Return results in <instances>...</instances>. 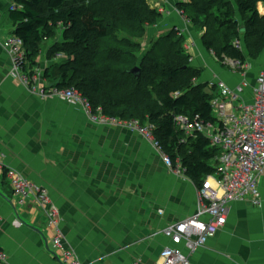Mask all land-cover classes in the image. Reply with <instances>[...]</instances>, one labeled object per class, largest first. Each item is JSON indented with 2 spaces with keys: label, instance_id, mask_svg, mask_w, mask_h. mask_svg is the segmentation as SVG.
Listing matches in <instances>:
<instances>
[{
  "label": "crops",
  "instance_id": "crops-1",
  "mask_svg": "<svg viewBox=\"0 0 264 264\" xmlns=\"http://www.w3.org/2000/svg\"><path fill=\"white\" fill-rule=\"evenodd\" d=\"M183 1L148 0L164 15L161 23L148 27V38L175 29L192 66L200 71L197 83L207 84L214 93L217 89L210 84L217 81L233 90L247 83L241 95L251 102L264 69V51L248 59L242 73L224 67L205 48L204 32L180 13ZM14 4L17 0H0V158L48 189L59 209L66 246L82 264H159L170 244L163 229L197 212L198 186L184 170L177 174L170 169L137 131L100 126L81 105L58 96L42 97L13 76L4 43L15 36ZM258 10L264 15V2L258 3ZM62 41L60 27L44 42L37 59L45 85H50L45 70L66 58L60 54L50 60L47 51ZM259 189L261 205L234 202L226 225L190 254V264H264V176ZM0 215L6 264H60L50 248L53 232L44 212L30 198L20 205L3 173Z\"/></svg>",
  "mask_w": 264,
  "mask_h": 264
},
{
  "label": "trees",
  "instance_id": "trees-1",
  "mask_svg": "<svg viewBox=\"0 0 264 264\" xmlns=\"http://www.w3.org/2000/svg\"><path fill=\"white\" fill-rule=\"evenodd\" d=\"M259 2L264 0H185L178 9L204 32L205 48L232 69L228 59L246 64L264 51ZM17 5L12 19L14 34L25 44V70L38 68L44 42L63 28V41L47 51L50 60L66 56L45 70L49 86L77 88L94 111L106 116L152 124L155 139L174 166L180 165L198 187L217 171L219 148L203 134L183 142L185 134L175 123L179 114H198L206 123L214 119L215 93L197 83L200 71L192 66L183 38L171 29L139 58L148 27L164 18L148 0H17ZM136 66L139 76L132 73Z\"/></svg>",
  "mask_w": 264,
  "mask_h": 264
},
{
  "label": "built area",
  "instance_id": "built-area-1",
  "mask_svg": "<svg viewBox=\"0 0 264 264\" xmlns=\"http://www.w3.org/2000/svg\"><path fill=\"white\" fill-rule=\"evenodd\" d=\"M16 8L17 4L11 7L12 10ZM180 13L182 14L181 11ZM4 47L12 60V75L34 92L42 97L58 96L81 105L94 123L105 124L112 120L123 123L99 110L94 111L91 102L77 88L61 89L45 85L39 68H35L33 72L25 70L27 56L21 38L16 35L8 38ZM227 64L234 70H242L240 73L247 67V63L243 64L236 59H228ZM210 85L217 89L211 99L214 119L206 123L198 114L194 117L179 114L175 117V123L185 134L183 142L187 136L203 134L212 146L219 148L218 169L207 176L197 189V212L163 229V233L170 238V244L161 252L159 264H190V254L203 248L226 225L234 202L250 200L257 206L261 205L259 181L264 176V69L257 76L251 102L244 101L241 95L248 86L247 83L238 85L236 90L223 81ZM179 94L176 92L175 96ZM125 123L152 144L170 169L177 174L181 173L182 167L174 166L171 158L155 139L152 124L142 126L138 120ZM0 173L5 175L20 205H24L30 198L44 212L53 232L50 248L59 263L82 264L75 250L66 246L60 227L59 209L52 202L48 189L32 183L19 171L6 166L1 158ZM1 220L0 215V222ZM14 225L17 226V222ZM7 262L8 254L0 247V264Z\"/></svg>",
  "mask_w": 264,
  "mask_h": 264
},
{
  "label": "rangeland",
  "instance_id": "rangeland-1",
  "mask_svg": "<svg viewBox=\"0 0 264 264\" xmlns=\"http://www.w3.org/2000/svg\"><path fill=\"white\" fill-rule=\"evenodd\" d=\"M148 30H150V28L149 29H147V31ZM160 36H162V35H160V34H158V38L160 37ZM155 40H157V38H151V37H149L148 38V32L146 33V35H145V37L144 38H142L141 39V42H142V48H141V50H140V53H139V58L141 59L142 58V56L146 53V51L148 50V48L149 47H152L153 46V44L155 43L154 41ZM126 121H123V123H121V122H114V120H112V121H110V122H108V123H105V124H99V123H96V124H98V125H100V126H103V127H106V128H116V129H120L121 131H123L124 132V129H129V130H132V129H130V127H128L129 126V124L128 123H125ZM133 131V130H132ZM134 132H136V131H134ZM136 133H138V132H136ZM143 138H144V136L142 135V134H140ZM145 139V138H144ZM146 140V139H145ZM156 150V149H155ZM157 152V151H156Z\"/></svg>",
  "mask_w": 264,
  "mask_h": 264
},
{
  "label": "water",
  "instance_id": "water-1",
  "mask_svg": "<svg viewBox=\"0 0 264 264\" xmlns=\"http://www.w3.org/2000/svg\"><path fill=\"white\" fill-rule=\"evenodd\" d=\"M132 73H134L136 76H139L140 68L139 66H136L132 69Z\"/></svg>",
  "mask_w": 264,
  "mask_h": 264
}]
</instances>
